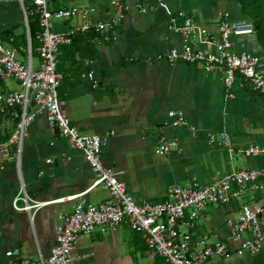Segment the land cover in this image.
Returning <instances> with one entry per match:
<instances>
[{
    "label": "crops",
    "instance_id": "obj_1",
    "mask_svg": "<svg viewBox=\"0 0 264 264\" xmlns=\"http://www.w3.org/2000/svg\"><path fill=\"white\" fill-rule=\"evenodd\" d=\"M48 4L52 10L86 8L94 20L112 25L113 40L95 43V59L75 56L78 69L60 87V107L81 132L109 137L102 162L117 173L137 204L164 201L168 188L176 183L188 186L196 180L208 185L231 169H264V156L246 158L208 142L210 133L226 132L235 149L264 147V99L240 78L228 88L220 74L207 73L202 66L163 60L173 47L191 43L169 29L170 14L185 13L219 39L221 14L228 12L234 21L248 19L238 3L48 0ZM137 4H143L147 12L139 11ZM121 13L124 17L119 21ZM22 22L19 0H0V34ZM79 23L78 19L53 21V30L62 33ZM22 31L18 28L15 32ZM235 42V51L258 55L264 61L255 34L238 37ZM199 47L213 49L205 44ZM39 65L37 55L32 66L37 69ZM90 73L98 89L93 88ZM19 89L15 80L0 83L1 91ZM172 110L183 111L196 132L167 125ZM13 122L0 114L1 142L7 141ZM161 136L178 139L180 149L167 156L156 154ZM95 178L83 153L52 132L46 116L40 115L28 128L21 154L12 159L0 157V264L11 261L7 253L15 248L31 260H38L40 254L48 257L56 244L60 213H72L81 198L96 205L109 199L106 187L91 188ZM22 188L30 200L45 205L31 211L16 210L14 202ZM259 203H263L261 192L249 191L225 205L210 207L204 214L194 239L207 236L211 243L223 242L232 250L224 259L213 258L215 264H264V246L258 254L237 253L250 235L234 237L227 223L237 219L243 206ZM18 205L24 207V200ZM261 227L264 229V212ZM74 258L73 264H156L149 257L144 238L125 223L106 234L82 235Z\"/></svg>",
    "mask_w": 264,
    "mask_h": 264
},
{
    "label": "built area",
    "instance_id": "obj_2",
    "mask_svg": "<svg viewBox=\"0 0 264 264\" xmlns=\"http://www.w3.org/2000/svg\"><path fill=\"white\" fill-rule=\"evenodd\" d=\"M25 1L35 5V13L40 15L42 31L37 36L40 42L37 49L40 65L37 69L32 66L29 28V15L33 12L28 11ZM156 1L162 4V0ZM19 2L24 14L27 48L19 50L0 34V83L15 80L20 86L19 90H0V114L8 121L15 122L7 141H0V157H18L29 126L40 115H45L52 132L66 139L72 148L82 152L90 164L96 175L91 188L104 186L109 190L110 197L97 205L81 198L72 213H60L56 244L48 257L40 254L38 260H31L24 257L19 248H15L7 253L11 259L8 264H73L76 245L82 235L106 234L124 223L144 238L149 257L153 261L161 257L165 264H215L213 258L224 259L230 256L232 250L223 242L211 243L207 236L195 240L194 231L210 207L225 205L249 191L261 192L263 203L243 206L237 219H229L227 223L234 237L250 235L249 239L242 242L238 254L260 253L264 246V229L261 227L264 212V169H231L208 185H201L196 180L188 186L176 183L168 188L164 201L137 204L129 195L126 184L118 179L117 173L105 167L102 162L103 149L109 137L81 132L60 107L59 90L64 81V75L58 69L60 47L71 45L76 36L87 32L104 33L102 38L95 39V43L109 42L113 40V36L108 34L112 25L94 20L91 10L86 8L52 10L48 0ZM112 4L121 7L116 1ZM137 9L147 12L143 4H137ZM123 17L124 14L121 13L119 21ZM76 19L80 23L67 31H52L53 21ZM169 29L189 39L191 43L173 47L163 57L166 63L202 66L207 73L220 74L228 88L240 78L244 85L264 99V61L258 55L235 51L236 38L254 34V25L250 19L234 21L228 12L221 14L219 39L183 12L170 14ZM204 44L213 49L199 47ZM88 78L93 88L98 89V82L92 73ZM166 124L196 132L183 111H170ZM208 142L213 147L226 148L230 154L238 152L246 158L264 156V147L259 145L235 149L231 136L226 132L210 133ZM179 149L178 139L165 136L159 138L155 147L159 156H167ZM48 162L53 163V160ZM20 200H24V207H19ZM44 205L45 203L30 200L24 188L14 202V208L18 211H31ZM183 227H186L185 232L181 231Z\"/></svg>",
    "mask_w": 264,
    "mask_h": 264
},
{
    "label": "trees",
    "instance_id": "obj_3",
    "mask_svg": "<svg viewBox=\"0 0 264 264\" xmlns=\"http://www.w3.org/2000/svg\"><path fill=\"white\" fill-rule=\"evenodd\" d=\"M229 2H236L239 4L241 13L244 17L250 19L254 25V34L261 45L264 52V0H227ZM25 6L29 12H33L29 15V28L32 44L33 57L37 56V49L40 46V42L37 38L38 34L42 31L40 15L35 13L36 6L30 1H25ZM23 28L20 34H16V29ZM18 28H12L1 33L2 37L10 43L12 46L20 49L27 48V33L25 23L22 22ZM104 34V33H103ZM103 34H96L95 32H87L79 34L75 37L71 45L61 46L59 49V71L64 75V81L67 80L71 72L77 68L76 55H81L83 58L95 59L97 52L95 49V39L102 38ZM110 36L113 34V29L108 33ZM112 41V40H111ZM110 41V42H111ZM22 55L25 56L24 52ZM78 69V68H77ZM63 81V82H64ZM156 264H165L161 257L156 258Z\"/></svg>",
    "mask_w": 264,
    "mask_h": 264
},
{
    "label": "rangeland",
    "instance_id": "obj_4",
    "mask_svg": "<svg viewBox=\"0 0 264 264\" xmlns=\"http://www.w3.org/2000/svg\"><path fill=\"white\" fill-rule=\"evenodd\" d=\"M52 31H54V30H52Z\"/></svg>",
    "mask_w": 264,
    "mask_h": 264
}]
</instances>
